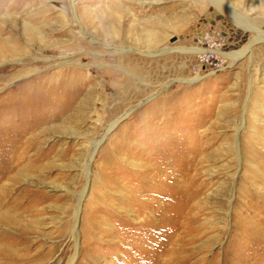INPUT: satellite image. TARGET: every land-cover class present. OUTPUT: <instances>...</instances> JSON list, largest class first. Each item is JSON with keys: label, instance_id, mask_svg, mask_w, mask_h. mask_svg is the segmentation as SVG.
<instances>
[{"label": "rangeland", "instance_id": "1", "mask_svg": "<svg viewBox=\"0 0 264 264\" xmlns=\"http://www.w3.org/2000/svg\"><path fill=\"white\" fill-rule=\"evenodd\" d=\"M262 32L264 0H0V264H264Z\"/></svg>", "mask_w": 264, "mask_h": 264}, {"label": "bare ground", "instance_id": "2", "mask_svg": "<svg viewBox=\"0 0 264 264\" xmlns=\"http://www.w3.org/2000/svg\"><path fill=\"white\" fill-rule=\"evenodd\" d=\"M238 15V14H237ZM262 34H263V36H264V32H262ZM263 38V37H262ZM183 50L184 51H191V52H201V51H203V49L202 48H197V47H190V48H183ZM250 51L252 52V44L251 45H248L246 48H244L243 49V51H242V55H245L246 53H250ZM240 55V54H239ZM236 57H238V56H236ZM235 56H234V59L236 58ZM257 80V79H256ZM46 82H47V80H45ZM43 82V81H42ZM50 83V82H49ZM52 83V82H51ZM38 84V83H37ZM38 86V85H37ZM36 86V87H37ZM42 86V85H41ZM40 87V86H39ZM26 89V88H25ZM24 90V89H23ZM174 158V157H173ZM263 160H264V158H263ZM190 161V160H189ZM189 161H187V162H189ZM186 162V163H187ZM257 165V164H256ZM254 167H255V164H254ZM167 168V167H166ZM259 168V167H258ZM165 169V168H164ZM155 170V169H154ZM191 170L189 169V167L188 168H183V172H184V175L185 176H190V172ZM159 172V171H158ZM165 172V171H164ZM167 172V171H166ZM165 172V173H166ZM159 174V173H158ZM157 174V175H158ZM167 174L168 173H166V175H165V181H163V182H165V184L167 183V184H169V186L172 188V190L173 189H175V187H176V189H177V194L176 195H178V196H180V195H189V192H190V188H191V186H192V183L190 182V179L189 178H185V179H181V181L180 180H178V179H175L174 180V178H171V180H170V178H166V176H167ZM181 174V173H180ZM175 175V174H174ZM159 176V175H158ZM169 176V175H168ZM171 176V175H170ZM173 177V176H172ZM169 181H171L172 183H169ZM167 184L165 185V186H167ZM166 188V187H165ZM170 188V189H171ZM169 189V190H170ZM166 190V189H165ZM171 192V191H170ZM173 192V191H172ZM195 192V191H194ZM167 193V192H166ZM193 195V194H192ZM176 197V196H175ZM174 197V198H175ZM238 197V196H237ZM240 197V196H239ZM166 198V197H165ZM169 198V197H168ZM182 198V197H181ZM241 198V197H240ZM189 199V198H188ZM168 201V200H167ZM182 202V201H181ZM186 202V201H185ZM184 203V202H183ZM178 204H180V203H178ZM182 204V203H181ZM180 204V205H181ZM180 205H177L178 207H176V208H181L182 206H180ZM144 209V208H143ZM80 211V206H79V209H78V212ZM79 214V213H78ZM136 214V213H135ZM145 215H147V214H145ZM148 216V215H147ZM153 216V215H152ZM184 216V215H183ZM143 218V221L145 222V223H143L142 225H146V221H145V218L144 217H142ZM149 220V219H148ZM183 220V219H182ZM181 220V221H182ZM236 220H237V218H236ZM150 221V220H149ZM153 221V220H152ZM157 224V223H156ZM144 227V226H143ZM150 227H155V226H150ZM146 228H149V226H146ZM171 241L169 240V243H170ZM175 242V241H174ZM168 243V241L165 243V246L163 247H161V244H160V246L157 248V249H155L154 251H155V257H157V259H160L162 256H163V251H165V247H166V244ZM174 246H175V244L174 243H171V246H169L170 247V249H168V247H167V249H168V251L169 250H171L170 251V253H168L169 255H170V257H169V259H172V254H173V251H174ZM264 247V246H263ZM230 248V247H229ZM166 249V250H167ZM173 249V250H172ZM242 250V249H241ZM152 253H154V252H152ZM167 254V255H168ZM156 259V258H155ZM162 259V258H161ZM181 261V260H180ZM205 261V260H204ZM213 261V260H212ZM196 262V261H195ZM162 262L161 261H156L155 262V264H161ZM180 263V262H179ZM208 263V262H207ZM207 263H205V264H207ZM172 264V263H171ZM178 264V263H177ZM204 264V263H203Z\"/></svg>", "mask_w": 264, "mask_h": 264}, {"label": "built area", "instance_id": "3", "mask_svg": "<svg viewBox=\"0 0 264 264\" xmlns=\"http://www.w3.org/2000/svg\"><path fill=\"white\" fill-rule=\"evenodd\" d=\"M206 36L207 49L202 48L203 51L198 52L194 66L219 70L223 66V60L220 55V45L218 44L217 37L212 36L209 32H207Z\"/></svg>", "mask_w": 264, "mask_h": 264}, {"label": "water", "instance_id": "4", "mask_svg": "<svg viewBox=\"0 0 264 264\" xmlns=\"http://www.w3.org/2000/svg\"><path fill=\"white\" fill-rule=\"evenodd\" d=\"M78 217H79V215H78Z\"/></svg>", "mask_w": 264, "mask_h": 264}]
</instances>
